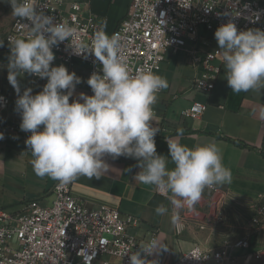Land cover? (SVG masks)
<instances>
[{
  "label": "clouds",
  "instance_id": "1",
  "mask_svg": "<svg viewBox=\"0 0 264 264\" xmlns=\"http://www.w3.org/2000/svg\"><path fill=\"white\" fill-rule=\"evenodd\" d=\"M3 2L11 5L14 17L31 22V26L27 25L28 37L9 38L7 79L18 95L20 129L31 132L25 144L34 157L31 163L36 176L49 177L61 185L80 176L98 180L108 167L105 156L113 159L124 156L138 161L141 171L134 176L135 181L169 192L175 208L186 204L189 210L201 200L205 188L232 182L231 169L222 163L221 149L215 142L190 149L166 139L174 165L171 169L167 166L169 158L157 154L154 138L159 128L153 126V105L168 82L150 70L131 74L120 54L117 35L109 36L98 30L87 44L74 39L77 31L74 27L55 21L42 8L37 10V0ZM214 35L232 92L264 90V31L238 32L230 21L219 26ZM66 40L73 54L84 58L86 53L92 54L102 65V75L93 72L86 81L94 95L80 93L79 99L72 103L69 99L81 78L75 72L69 73L64 65L50 66L55 60L53 47ZM3 45L0 40V47ZM23 73L47 78L42 91L32 95V89L28 88L20 95L17 77ZM260 119L264 120V107L260 109ZM177 134L182 135L183 129H177ZM3 138L0 133V140ZM167 211L163 204L155 209L157 215ZM179 221V213L174 212L171 223L176 225ZM162 249H166L162 242L152 238L130 255L129 264H149L145 257Z\"/></svg>",
  "mask_w": 264,
  "mask_h": 264
},
{
  "label": "crops",
  "instance_id": "2",
  "mask_svg": "<svg viewBox=\"0 0 264 264\" xmlns=\"http://www.w3.org/2000/svg\"><path fill=\"white\" fill-rule=\"evenodd\" d=\"M131 2L90 0L88 10L105 20L104 30L110 35L127 16ZM203 37L208 43L203 49L220 51L215 35L207 33ZM9 55L2 53L0 64V95L5 94L11 99L9 109L0 118V133L4 136L0 140V210L15 220L24 213L30 201L51 204L54 199L51 189L58 181L40 178L33 171L34 157L25 144L31 132L20 129L21 115L16 110L18 95L7 79ZM60 65H64L69 73L75 72L82 81L76 85L69 103L78 100L80 93L87 95L88 66L83 62L68 65L57 60L52 67ZM157 75L168 82V87L157 94L153 105V126L159 128L154 138L157 154L169 158L167 166L171 169L174 165L170 161L166 139L178 141L190 149L215 142L221 149L222 163L231 169L232 182L215 186L216 191L205 188L201 200L192 210L186 204L175 208L170 203V193L160 195L156 186L134 180L141 171L136 159L105 156L108 167L100 179L80 176L72 187V195L89 208L106 206L138 218L141 227L131 230L138 238H146L156 230L166 248L154 254L157 264H172L194 246L212 251L226 239L241 240L253 233V247H264V218L258 229L251 225L257 210L264 207V120L260 119L264 90L233 93L223 64L215 89L211 94H202L193 87L196 70L186 52L168 53ZM17 80L20 95L28 88L36 95L47 83V78L38 82L27 73L19 75ZM194 102L206 104L207 111L197 119L184 118L182 112ZM177 129H183V134L178 135ZM39 130L42 131L43 126ZM161 204L168 211L157 215L155 209ZM174 212L180 215L176 225L171 223ZM177 226H180L179 234Z\"/></svg>",
  "mask_w": 264,
  "mask_h": 264
},
{
  "label": "built area",
  "instance_id": "3",
  "mask_svg": "<svg viewBox=\"0 0 264 264\" xmlns=\"http://www.w3.org/2000/svg\"><path fill=\"white\" fill-rule=\"evenodd\" d=\"M89 4L90 0H37V10L42 8L55 21L71 25L77 30L74 39L90 44L95 33L105 29V20L88 10ZM230 21L235 23L238 32L264 31V0H132L127 16L109 36L119 37L120 54L131 74L140 70L157 74L168 53L186 52L196 70L193 87L208 95L216 87L224 62L219 50L203 49L208 47L203 35H214L219 26ZM27 25L31 26V22L16 18L0 47V64L2 53L10 54L9 38L30 35ZM52 50L55 60L51 67L57 60L68 65L83 62L88 66L87 79L93 72L102 75V65L94 55L86 53L84 58L73 54L69 41ZM32 76L38 82L45 79ZM87 86V95H94ZM0 98H3L0 99L1 118L9 109L11 99L5 94ZM207 108L204 103L194 102L182 116L197 119ZM74 183L57 182L51 189L54 198L51 204L30 201L15 220L0 210V264H129L130 255L139 251L140 245L152 238L158 239L156 230L146 238L131 233L142 224L134 216L106 206L87 207L72 195ZM209 189L216 191L215 186ZM168 193L158 188V194L168 196ZM261 218H264V207L257 210L251 225L258 229ZM177 232L180 233V226ZM254 238L255 233L241 240L226 239L212 251L194 246L172 264H264V247H253ZM240 251L242 255L238 254ZM153 257L145 258L153 264Z\"/></svg>",
  "mask_w": 264,
  "mask_h": 264
},
{
  "label": "rangeland",
  "instance_id": "4",
  "mask_svg": "<svg viewBox=\"0 0 264 264\" xmlns=\"http://www.w3.org/2000/svg\"><path fill=\"white\" fill-rule=\"evenodd\" d=\"M15 20L16 17L12 15L11 5L0 0V40H5Z\"/></svg>",
  "mask_w": 264,
  "mask_h": 264
}]
</instances>
